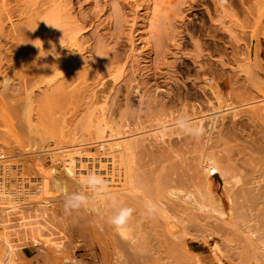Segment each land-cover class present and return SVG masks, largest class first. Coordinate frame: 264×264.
Returning a JSON list of instances; mask_svg holds the SVG:
<instances>
[{"label":"rangeland","instance_id":"374dc122","mask_svg":"<svg viewBox=\"0 0 264 264\" xmlns=\"http://www.w3.org/2000/svg\"><path fill=\"white\" fill-rule=\"evenodd\" d=\"M3 1L4 0H0L1 5L3 4ZM5 1L6 2L4 3L8 4L7 7L10 9H14L16 6L19 7V5L21 7L26 3L27 5L29 4V8H27L29 12L39 18V20H37L38 18L34 19V16H32L36 22H41L43 20L44 17L41 16H45L44 19L48 21L54 18V21L50 20L53 24V27H50L51 29L53 28V30L50 29L52 32L49 31L46 36L43 37L44 41L40 40L43 41L42 43L38 41L39 45L41 44L39 48L42 47L41 50L43 52H48L50 54L55 50H62L69 56H77L78 51L80 50V47L78 48L77 46L79 43L82 48L85 47L81 49L82 51H79V54H82V59L84 58L83 60L86 61L85 65L83 64L84 68L83 66L78 68L74 65L73 69L68 70V72L65 71L64 73L59 72L65 67L58 68L57 71L60 69L58 72L56 69H54L56 72L53 69H49V72H45L46 74H44V78H39L42 82L36 80L35 84L28 86V90H31V95L29 94L30 96H28L26 90L22 88V81L18 78H14V81L12 80L13 84L11 83V88H8V90L12 89L9 90L10 92L4 90L0 82V152L4 154L7 153L6 155L9 159L3 165V180H1L4 184L1 189L3 188L5 191L2 192L0 189V209L3 211L0 212V234H3V236L7 235V237L10 238V241L14 242L15 246L20 247V250L14 255V257L16 256L15 264H66L61 260V258L63 259L65 256L75 258L74 264H99L96 257L97 254L100 251H107L106 248H108L109 242L111 241V236L108 237V235H113L115 228L110 226L111 224L106 221V225L103 226V229L99 228L97 230V225H95V223L91 226L92 221L87 222L92 214H94L93 219H96L97 217L95 216L97 213H91V211L94 212V210L91 209L92 203L90 202L92 200L88 201V206L90 204L89 207L91 208L88 207L87 210L82 209L73 212L70 215L65 212L64 201L66 192L73 193L77 192L78 189L81 192H83V189L85 190L84 192L87 190L90 192L91 190L84 186L85 181H83L82 178V180H80L79 177H75L74 179L77 178L75 181L80 184L77 183V185H70L72 183L68 181L65 174L63 176V168L60 165L61 161L64 162L65 160V158H63L65 157L63 150L65 151L67 148L69 150L76 147L82 148V146L94 147L99 142L100 139H96V142H93V140H84L83 143L79 140L80 137L86 134H94L95 131L93 130H98L99 125H108L111 126V128L113 126V129L122 131L126 128L125 123H127L132 129L131 133L126 132L116 136L108 135L110 129H106V136L102 140L106 144L144 137L149 144H153L158 140V145L162 147L164 143L169 142L168 140L173 142L172 138L174 140L176 139V137H172L171 139L162 142L160 135L164 131L170 132V130H175L182 127V125L185 126L188 123L205 117L206 122H203L206 124H204L205 128L206 126H209V119L207 118L213 115L212 111H214L213 109L215 106L218 107L220 105L211 90L214 86L213 84L216 83L222 91L221 97L224 96L223 98L226 97L225 99H227H223L226 101L223 104L234 100L235 102H233L236 103L239 108L243 109L245 114H248L250 112L248 109H252V107L254 108L258 106L256 109L254 108L255 112L260 108L262 110L259 111L262 112L264 110V107H262V105L264 106V90H262L264 89V53H260L259 50L261 49L262 43H264V0ZM42 2H44V4H41ZM57 2L61 5H64L65 2L66 5H62V8L61 5L59 7ZM54 3H57L58 5ZM221 4H224L226 8H232L236 15L234 14L235 16L231 18L228 16L226 18L223 14ZM2 6L4 7L5 5ZM43 9L46 10V13ZM38 10L40 11L38 12ZM34 12L37 13V15H35ZM50 12H52L53 15L48 17L49 14H52ZM10 13H13L11 16L14 23L24 21L27 17L29 18L27 14L26 16L20 15L19 17L18 13L14 12V10H10ZM30 13H28V15ZM5 22L7 23L6 29L10 28L11 22H8L7 19ZM69 22H75V24L72 25ZM76 22L80 23V25H85L86 28L83 30L81 29V31L79 29L77 30L75 28ZM235 22L238 24H235ZM72 31L75 32H73L74 39L69 35ZM29 37L26 38V34L25 37L19 35L23 44H27L30 41L33 42V39L36 41L38 38L34 37V35L33 37ZM81 41L83 42L81 43ZM76 42L77 45H75ZM246 57H248L249 60L248 58L246 59ZM256 59L261 60L259 61L260 65L258 67L255 66L254 62L257 61ZM249 61H251V63H249ZM243 62L245 65L249 63V66L252 67L248 68H254L253 71H255L253 72L251 70V72L258 74L257 76H254V81H256L255 84H259L258 86L255 85L258 87L256 89L257 91L255 88L252 91V86L249 88L250 84L246 82L250 80H247V77H245L246 75L240 71L239 66ZM252 63L254 65H251ZM237 65L238 67L235 68ZM232 67L233 69H231ZM10 69L11 70H9L8 67L7 71L11 72L9 75H12V66ZM74 70L84 71L83 73L85 75L83 74V76H86V78H84L86 82L82 84V87L78 84H81L82 81H84L83 78H78L79 81L77 79L75 82L71 80L68 82L66 81L67 77H69ZM66 72L68 75L65 74ZM47 73L52 74L48 76ZM252 77L253 76H251V78ZM115 78L117 79L115 80ZM0 80H2L1 77ZM130 80L133 81L135 87L140 86V91L134 93L135 95H129L132 105L130 106V111L132 112H128L129 114H126V118L121 116L126 112L121 114V111L125 107L124 101L126 102L127 85ZM62 81L69 83L70 87ZM76 81L79 83H76ZM231 81L233 85L230 84ZM242 81L243 84H248V86L245 84L243 85ZM61 84L68 85L67 88H69V91L64 86L61 88L67 90H65L66 94L62 93L65 97L73 99L72 101L69 99V103H67L68 101H63V99L66 98L59 96L56 102L54 100L56 99V97L54 98V96L57 95L56 93V95L54 93L51 95L52 93H50L49 97L48 91L53 89L55 91L58 90L59 93H61L60 89H55L56 86H60ZM114 84H116L114 89H118L115 93L113 92L114 89H110ZM14 85L17 88L20 87L22 89H19L20 91H18ZM229 85L232 86L230 87ZM12 86L16 90L12 88ZM243 86L245 88H243ZM259 87H262V89H259ZM70 88H72L71 91L74 93L73 95H75H72L74 98L70 97ZM230 88H235L233 90L235 92L236 90L239 91L231 94L232 90ZM46 89L48 91H43ZM159 89L161 91H159ZM95 90H100L98 95L104 94L107 96L105 104H108L106 105L108 107L106 112H104L105 115L102 113L103 111L101 108L98 107L99 105L96 106V104L99 102L102 103L104 100L96 103L98 98H96L97 100L95 98L93 99V97H97L93 94V92L95 93ZM229 90L230 93L228 95ZM258 90L262 92H259ZM21 91H23V93ZM144 91L147 93L144 94ZM248 91L252 94V97L256 95L257 92H259L257 93L259 95H256L254 99L250 98L251 94L246 95ZM45 92L48 94L47 98L45 97ZM6 93L12 94L7 95ZM67 93L68 96H66ZM139 93H143L142 99ZM238 93L240 95H238ZM144 95L147 96L144 97ZM230 95L231 97H229ZM248 96L249 99H245V97ZM29 97L30 102L28 103ZM60 98L65 103H60L61 100L58 101ZM147 98L149 100L151 99L150 102L152 105H150L149 102H146L149 101ZM183 102L188 103L186 110L184 109L185 111L181 109L184 107H182ZM192 103H198L195 110H192V107L190 108ZM234 103H232V105H236ZM109 105L113 107H109ZM222 106L221 108H225ZM27 108L28 111L25 113ZM254 110L253 113H255ZM98 111H100V113H98ZM193 111L198 113L195 115V112ZM101 113L103 115H100ZM188 114H191V116ZM227 116V118L230 119L231 115L228 114ZM98 117H100V119ZM97 119H103L104 121L98 120L96 122L95 120ZM244 119L247 120L246 118ZM88 121L91 125L87 123ZM26 122H32L34 125L32 129L27 130L22 126ZM98 122L100 123L97 124ZM247 126L248 125L245 127V129L249 128V130H246L247 132L251 129L253 131L256 130V127L254 126L252 127L249 125L250 127L248 128ZM83 128H86L87 130ZM215 132L216 131L212 133L215 134ZM216 134L214 136H216ZM66 139L68 141H66ZM92 150L94 151V149ZM50 166H55L57 168L56 174L52 175L51 178L48 174H45L47 176V178H45L44 173L49 170ZM50 174L51 172L49 175ZM19 177L31 180V184H35V180L41 177H44L46 182L50 178L48 180L50 187H44L42 194L40 191L36 192V189H34L35 193L23 191L16 195L10 194V196L7 192L8 189L6 188H13L16 183L15 179ZM61 178H63V181H61ZM58 180L60 183L65 182L67 184L66 186L64 185L65 183H63L64 190L61 189L62 192L60 189L58 190V188H54L53 181ZM67 181L70 183H67ZM82 185L84 186L83 189L81 188ZM74 186L80 188H75ZM31 188L33 189L34 185H32ZM46 188L47 190H45ZM90 197L91 196H89V198ZM13 204H15V206L18 205L13 208L11 207ZM114 213L115 212L111 213V215ZM107 215L105 214L103 216ZM87 218V221L84 220ZM163 223L164 220L159 222V227L156 226L157 230H154V227H152L153 229L150 227V229L148 227H143L140 229L141 234L140 232L138 233V229L136 230L133 228V231H131L133 233L131 234L134 235V238L132 239L133 244L138 242L139 238L141 239L143 236L142 233L146 234L145 231L149 232L150 230L152 231H150L151 235L150 233L147 234H149L148 237H152L147 238V240L153 245L159 244V240H163L161 236L168 235L169 232L174 231L173 228L171 230L169 225L164 223L169 230L165 227V232H162L164 230H161V228L164 229L162 226H165ZM108 228L114 230L111 231L108 230ZM242 228L243 227H241V229ZM243 229V232L247 231V228ZM154 232H159L158 234L163 233V235L160 234V236L156 238L157 236L155 237L156 233ZM33 234L38 236L40 240L39 245L33 242L31 238ZM116 235L118 236V234ZM163 237L167 238L168 236ZM54 241H56L55 243H61V245L64 246H61L63 249L60 248L61 250L56 249V251H54ZM193 241L194 239L192 240L189 238L187 245L184 244L183 247V245L180 244L179 248L176 246L171 247V245H169V247L166 248L170 250V252L165 251L164 249V251L162 250V252L165 253V255L163 254L162 256L164 259L163 261L166 264L168 263L166 261H169L168 264H177L176 261L179 262L181 259V262L187 264H215V258L210 244L198 240ZM2 244L3 243L0 239V258L2 257L1 255L3 252H5V248ZM203 245L206 246L207 249H203ZM261 245L263 244L259 242L258 246L262 248ZM260 247L259 249H261ZM177 248L180 253L185 252L187 254L186 256H190L192 253L194 258L191 256L182 259L185 255L177 256L179 254ZM238 248L240 249L241 247L238 246ZM171 251H173V253ZM261 251L263 250L261 249ZM169 253L170 255L176 253L175 257L172 255L175 259L168 255ZM168 256H170L173 261H171L170 257V260L167 259L166 257ZM243 256L245 255H242V257ZM246 257H243L242 259H240V257L237 259L236 257V260L232 263L240 264L239 262H243L242 264H256L255 259H251L248 255ZM109 259L110 258L107 259V263L109 262ZM225 259L226 258H224V260ZM152 261L153 260H149L148 262L141 264H156L154 262L152 263ZM181 262L180 264H182Z\"/></svg>","mask_w":264,"mask_h":264},{"label":"bare ground","instance_id":"6f19581e","mask_svg":"<svg viewBox=\"0 0 264 264\" xmlns=\"http://www.w3.org/2000/svg\"><path fill=\"white\" fill-rule=\"evenodd\" d=\"M4 2L6 1L5 0L3 1L2 5H5L4 7L0 4V77L2 78L0 82L4 90L10 92L9 90H12V89L8 90V88L9 87L11 88L12 80L14 78L15 79L18 78L22 81V84H21L23 85L22 88H24L28 96H30L31 90L30 91L28 90L29 88L28 86L29 85L32 86L33 84H35L36 80L41 81L39 80V78L43 76L45 77L44 74H46L45 72H47L49 69H53V70L56 69L57 71L58 68L65 67L61 69V71L59 72V73H64L65 71L68 72V70L73 69L74 65L78 68H80V66H83V64L85 65L86 61L83 60L84 58L82 59V56H81L82 54L81 55L79 54V51L85 47L82 48L81 44L79 43L77 45V42L75 43V45H77L78 48L80 47L79 48L80 50L78 49L79 51H78L77 56H69L67 53L63 52L62 50H59V51L55 50L54 52H51L49 50L51 52L49 54L48 52H43L41 50L42 47L39 48V46L41 45V44L39 45V42L42 43L44 41L43 37L46 36V34L50 31L51 29L50 27H53V24L50 22V20L54 21V18L48 21L44 19L45 16H41V17H44L43 20L42 21L40 20L41 22L37 21L38 22L37 23L34 19H37L38 16L36 17L32 15L27 9L29 8L28 7L29 4L27 5L26 3L25 5L21 7L19 5V7L16 6V8L10 9L7 7L8 4ZM57 3H54V4H57ZM41 4H44V2H42ZM58 4L60 7L61 4L60 3ZM64 5H66L65 2H64ZM221 7H222L223 14L226 18L228 16H230L231 18L236 15L235 12L232 10V8L230 9L229 7L226 8L224 4H221ZM34 9H37V8H34ZM10 10H14V12L18 13L19 17L20 15L26 16L27 14L29 18L27 17L28 18V19L26 18L27 20L25 19L24 21L14 23L12 20V16H11V14L13 13H10ZM43 10L44 12L46 11L45 9ZM39 11L40 10H38V12ZM28 13L30 14L28 15ZM35 15H37V13H35ZM50 15L52 16L53 13L49 14L48 17H51ZM32 16H34L33 17L34 19L32 18ZM6 19L8 22H11L10 28L8 29H6V24H7L5 22ZM37 20H39V18ZM236 22L235 24H238ZM70 24L73 25L75 24V22L70 23ZM75 28L81 31V29L82 30L85 29L86 26L82 24L80 25V23L76 22ZM51 30H53V28ZM73 32L74 31H72V33L69 34L72 37H73V34L75 33ZM25 34H26V38L29 36L33 37V35L34 37H38V38L36 41H34L33 39V42L28 41L29 43L26 44L25 43L26 41H25L24 42L25 44H23V42H21L19 38V35H23L25 37ZM74 38L75 37H73V39ZM40 40H43V41H40ZM82 42L83 41H81V43ZM248 57H246V59ZM256 60L257 61H254L255 66L258 67L260 65L259 61L261 60H258V59ZM244 62L239 66L240 71L241 73H244L246 75L245 77H247L246 78L247 80H250V81L246 80L247 81L246 83L250 84L249 88L250 86H252V91L254 88L256 90L259 84H255L256 81H254V76H257L258 74L251 72V70L253 71L254 68L253 69L248 68V67H252V66H249L250 65L249 63H251V61H249L247 65H245ZM251 65H254V64L252 63ZM11 66L13 69V73L12 75L11 74L9 75V73L11 72H8L7 69L9 67V70H11L10 69ZM237 67L238 65L235 68ZM231 69H233V67ZM67 72L65 73L66 75H68ZM83 72L84 71L82 70H74L73 73L69 75V77H67V80L66 79L65 80L67 82L69 80L75 82V80H77L78 78H83L84 81L80 79L82 83L78 84V85H81L80 87H82V84L86 82L84 79L86 78V76H83L84 74ZM50 74L47 73L48 76ZM251 76L253 77L251 78ZM116 79L117 78H115V80ZM66 81L64 82L62 81V82L66 83ZM76 83H79V82L76 81ZM66 84L69 85V83H66ZM230 84H232V81ZM242 84H243V81H242ZM65 85L61 84L60 86L59 85L56 87L54 86L56 90L60 89L61 93H59L58 90L55 91L54 89L51 90L52 92L48 91L47 89L43 91H48L49 97H50V93H52L51 95H53V93L54 94L56 93L57 95L55 94L56 96H54V98L56 97V99H54L55 101L57 100L58 96L62 98H66L67 100L63 99V101L65 100V102H67L69 99L70 101H72L73 99L67 98L64 96L67 90L66 89L63 90V88L61 87L64 86L65 88H67L68 85L66 86ZM204 85H207V84H204ZM213 85L214 86L211 89L212 93L215 95L220 105L219 106L217 105L218 107L215 106V108L212 106L214 108L213 109L214 111H212L213 115L207 118L209 119L208 121L209 126L208 127L206 126V128H205L206 124L203 123L204 121L206 122L205 120L206 117H205V118H200L197 121L188 123L185 126L179 127L175 130H170V132L164 131L160 135L162 142L168 139H171L172 137H176V139L174 140L172 138L173 142H171V140H168L169 142L164 143L163 146L161 147L160 145H158L159 143L158 140L155 141L153 144H149L146 142L144 137L143 138L139 137V139L136 138L133 140L127 139L125 141L123 140V142L120 141V142H115L113 144L111 143L106 144L105 142L102 141L106 136L105 135L106 129L108 128L110 129V133H108V135L110 136L121 135L126 132L131 133L132 129L130 126H128L129 124L127 125V123H125L126 126L124 125L126 128L122 131L113 129L114 128L113 126L111 128V126H108V125H104V126L99 125V128L96 127L98 128V130L96 129L93 130L91 129V127H89L91 130L95 131L94 134H92L93 133L92 132L91 133L92 135L86 134L88 135L86 138H84L86 135L80 137L81 139L79 138V140H81L80 141L81 143H83L84 140L86 141L93 140V142H96L97 141L96 139L98 140L100 139L99 142L94 147H85V146L83 147L82 146V148L76 147V148H72L69 150L68 148L67 149L65 148L66 150L65 151L63 150L64 153L61 152L65 155V157H63L65 158L64 162L61 161V164H60L64 172V173L62 172L61 173L63 174V176L65 174L68 181L72 183L70 185H77L78 182L75 181L77 179V178L74 179L75 177H79L80 180L83 179V181H85L87 176L90 173H95L101 176L106 181V185L104 188H101L95 192L93 191L89 192L88 190H87L88 192L86 191L88 195L90 194L89 196H91L89 198V201L92 200L90 202L92 203L91 205L92 208L89 207L90 204L88 207L94 210V212L91 211V213H95V214L97 213V215H95L97 216L96 219H93L94 214H92L91 216L92 218L89 217V220L88 218L84 219L86 221L88 220L87 222L92 221L91 226L95 223V225H97V230L99 228L103 229V226L106 225V221H109L111 213L118 211L119 208L121 207H129L135 210L133 212V216L131 220L129 221L127 227L122 231L115 230L118 236L115 234V232L113 235L111 234L108 235V237L111 236V241L109 242L108 248H106L107 251L106 252L100 251L96 256L99 264H141V263H146L149 260H153L152 263L154 262L156 264H166L163 261L164 259L162 258L163 254L165 255V253H163L162 250L164 249L165 251L170 252V250L166 248V247H169V245H171V247L176 246L179 248V245L181 244L184 247V244L187 245L189 238L192 240L194 239V241L198 240V241H203L205 243L210 244V247L212 249V252L215 258V264H221V263L222 264H235L232 262L236 260L235 259L236 257L237 259L239 257L240 259H242L243 257H246L247 255L251 259H255L256 264H264V113H263L264 110L261 112L259 111V110H262L260 108L258 109V111L255 112L254 108L256 109L258 106L254 108L252 107V109L247 108L248 110H250V112L249 113L246 112L248 114H245V111L239 108V106H237L236 103H234L235 102L234 100H233L234 102L231 101V102H227L226 104H223L224 102H226L224 100H227L225 99L226 97L225 98H223L224 96L221 97L222 91L220 90V87L217 83ZM232 85H229V86L231 87ZM115 86L116 84H114L112 88L110 87V89H114ZM127 86H128L127 95L125 99L126 102L124 101L125 107L121 111V114H123V112H126L123 115H121L124 117H126L129 114L128 112H132L130 111L131 110L130 106L132 105H131V99L129 95L138 93L140 91V86L135 87L132 80L129 81ZM246 86H248V84ZM14 87L12 86V88ZM68 87H70V85ZM80 87L78 88L81 89ZM22 88L19 87L17 88V90L20 91L19 89H22ZM243 88L245 87L243 86ZM67 89L69 91V88ZM71 89L72 88H70V92H71L70 97L74 98L73 96L75 95H73L74 93L71 91ZM234 89H231L232 90L231 94H233V92L237 93V91H239V90H236L235 92L233 91ZM237 89H238V86H237ZM259 89H262V87H259ZM100 90H95V93L93 92V94L97 96V97H93V99L98 98V100L96 99L97 100L96 103L98 101L104 100L103 101L104 103L102 102L103 104L100 102L98 104L95 103L96 106L99 105L98 107H100L101 110L103 111L102 113H104L106 112L107 107H108L106 106L108 104H105V102L107 101V96L104 94L98 95V92H100ZM117 90L114 89L113 92L115 93L117 92ZM159 91L161 90L159 89ZM21 92L23 93V91ZM259 92H262V91H259ZM16 93L18 94V92ZM145 93L147 92L144 91V94ZM229 93H230V90L228 92V95ZM257 93L256 95H259ZM6 94L10 95L12 93H6ZM48 94H46L45 96L46 98ZM142 94H140L141 99L143 96ZM248 94H251V93H249L248 91L246 95ZM238 95L240 94L238 93ZM256 95L252 97V94H251L250 98L254 99ZM66 96H68V93ZM145 96L147 95H144V97ZM229 97H231V95ZM246 98L249 99V96L245 97V99ZM60 100H61L60 103H65L62 101L61 98L58 99V101ZM113 100H114V96H113ZM150 100L146 102H149L150 105H152ZM70 101H68L67 103H69ZM29 102H30V97H29L28 103ZM232 103L236 105H232ZM187 104H188L187 102H183L182 107L183 106L184 107L181 108L183 111L186 110ZM222 104L225 108H221ZM113 106L109 105V107H113ZM196 106H198V103H192L190 108L192 107V110L193 109L195 110ZM262 107L264 106L262 105ZM253 110L255 113H253ZM27 111H28V108L25 110V113H27ZM98 113H100V111H98ZM102 113L100 115H103ZM197 113L195 112V115ZM228 114L231 115L230 119L227 118ZM188 115L191 116V114H188ZM245 115H248V116H245ZM100 117L98 118L100 119ZM244 118H246L248 121L245 120ZM99 119L95 121L97 122ZM103 119L105 120L104 117ZM102 120H99V121H102ZM87 123L90 124L89 121ZM99 123L100 122H98L97 124ZM24 125L22 126L26 128L27 130L32 129V127L34 126L32 122H26L24 123ZM246 125H248L247 128L250 126L252 127L254 126L256 127L255 128L256 130L253 131L251 129L250 131L247 132L246 130H249V128L245 129ZM83 129H86V128H83ZM214 131H216L215 134L217 133L216 136H214L215 134H213ZM66 141L68 140L66 139ZM75 141H78V140H75ZM92 149H94V151ZM6 154L7 153L4 154L0 152V189L4 185L1 181L3 180V177H2L3 165L5 164L6 161L9 160ZM54 159H57V158H54ZM49 170L47 171L48 173L45 171L44 173L45 178H47L45 174H48L50 178L52 175H55L57 168L55 166H50ZM50 172L51 174L49 175ZM44 177L36 179L35 184H31V180L29 179H24L22 177L16 178L15 179L16 183L14 184V187L6 188L8 189L7 192L9 193V195L10 194L16 195L23 191L35 193L34 189H36V192L40 191V193L42 194L44 191V187H47V186L50 187V184L48 182L50 178L47 180L48 182L47 183ZM61 179H62L61 181H63V178ZM68 181L67 183H70ZM53 182H54L53 185L55 186L53 187L58 188V190L60 189L61 192L62 190H64V185L67 186L65 182L60 183L59 180L53 181ZM63 183L65 184L63 185ZM32 185H34L33 189L31 188ZM83 185L81 187L82 189L85 186ZM74 187L76 188L78 186H74ZM45 190H47V188ZM1 191L4 192L5 190L2 188ZM78 191L80 190L78 189ZM84 191L85 190L83 189V192ZM146 205L154 206L155 210L151 215L147 214ZM16 206L15 204L11 205V207L13 208ZM0 212H3V211L0 209ZM105 214L106 215L108 214V215L103 216ZM163 220L165 224L169 225V228H171V230L172 228L174 229V231L169 232L168 235L166 233H164L166 235H163V233H160L163 236H166V237L168 236L167 238H164L163 236H161L163 240H159V244L153 245L151 242H149V240H147V238L152 237V236L148 237L149 234L147 233H150L151 235L152 231L150 230L151 231L150 232L148 230L149 232H147L145 230H142V231H145L146 234L142 233L143 236L141 237V239L139 238V241L133 244L132 239L134 238V235H132L133 233L131 232L133 231V228H135L136 230L138 229L139 230L138 233L140 232V234H141L140 229L143 227H148V228L154 227V230H157V227H159L158 226L159 222ZM166 226L167 225L162 226L164 228V229L161 228V230H164L162 232H165ZM241 227H243L244 229L247 228V231L243 232L242 231L243 228L241 229ZM169 228L167 229L169 230ZM108 230H111V229L108 228ZM156 234H155V237L157 236L156 238H158L160 234L158 235ZM31 238L34 243L39 245L40 240L36 234H33ZM0 239L3 243L2 245L5 248V252H3V254L1 255L2 257L0 258V264H15L16 256L14 257V255H16V252L20 250V247L15 246L14 242H11L10 238L7 237V235L3 236V234H0ZM150 241H153V240H150ZM55 242L56 241H54V243ZM259 242L263 244L261 245L262 248L258 246ZM51 244H52V241H51ZM235 244H237L241 248L239 249L238 246ZM61 246H62L61 243L60 244L59 242L55 243L53 245V247H55L54 251H56V249L59 250L60 248L64 247V246L62 247ZM259 247L263 251H261ZM178 248H177V251H179ZM202 248L207 249V247L204 245L202 246ZM171 252L173 253V251ZM178 253H177L178 254L177 256L185 255V257L182 259L193 256L192 253L190 256H186L187 254L185 252L180 253L179 251ZM175 254L170 255L169 253L168 255H170L171 257L173 255V257H175ZM242 255H245V256L242 257ZM170 256L166 258L170 260L171 258ZM106 257L107 259L110 258L108 260L109 261L108 263H107ZM172 258H171V261L175 259V258L173 259ZM224 258L226 259L224 260ZM246 258L249 259L248 257ZM61 260H63L66 264L75 263V258L70 257V256L69 257L65 256L63 257V259L61 258ZM180 260L179 262L176 261L177 264H180L181 262ZM166 262L169 263V261H166ZM181 263L187 264L184 262H181ZM239 263L242 264L243 262H239Z\"/></svg>","mask_w":264,"mask_h":264},{"label":"clouds","instance_id":"9594fccd","mask_svg":"<svg viewBox=\"0 0 264 264\" xmlns=\"http://www.w3.org/2000/svg\"><path fill=\"white\" fill-rule=\"evenodd\" d=\"M105 185H106V181L101 176L95 173H90L85 180V186L93 192L98 191L101 188H104ZM88 201H89L88 193L81 191L73 192V193L66 192L65 201H64V210L69 215L72 214L73 212H77L82 209L87 210ZM146 208L148 215H151L155 210L153 205H146ZM134 211H135L134 209L129 207H121L109 218L108 222L115 228V230L122 231L127 227L129 221L133 216Z\"/></svg>","mask_w":264,"mask_h":264},{"label":"crops","instance_id":"0c3cea01","mask_svg":"<svg viewBox=\"0 0 264 264\" xmlns=\"http://www.w3.org/2000/svg\"><path fill=\"white\" fill-rule=\"evenodd\" d=\"M260 53H264V43L261 45Z\"/></svg>","mask_w":264,"mask_h":264}]
</instances>
